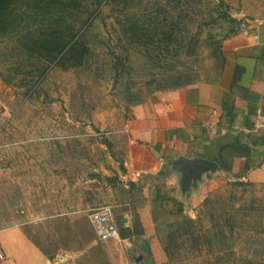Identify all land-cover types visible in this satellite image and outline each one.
<instances>
[{"label":"rangeland","instance_id":"obj_1","mask_svg":"<svg viewBox=\"0 0 264 264\" xmlns=\"http://www.w3.org/2000/svg\"><path fill=\"white\" fill-rule=\"evenodd\" d=\"M64 16V26L88 48L82 64L48 65L18 45V33L0 39V80H9L1 90L0 229L19 227L51 255L79 251L80 264H147L148 258L153 264H264V182L230 180L208 192L219 197L216 213L235 222L223 239L170 229L174 216L161 207L174 210L173 199L151 200L152 236L158 241V224L161 237L174 238L168 256L159 242L161 256L147 255L135 234L118 247L96 238L89 245L95 236L86 217L108 203L119 223L135 224L147 198L118 175L128 102L147 98L175 70L191 68L196 81L215 77L212 41L264 18V0H103L98 6L81 0ZM200 207L191 218L200 213L206 227L210 220Z\"/></svg>","mask_w":264,"mask_h":264},{"label":"crops","instance_id":"obj_2","mask_svg":"<svg viewBox=\"0 0 264 264\" xmlns=\"http://www.w3.org/2000/svg\"><path fill=\"white\" fill-rule=\"evenodd\" d=\"M221 52L222 68L212 79L156 90L126 106L118 175L147 200L136 209L135 224L118 222L122 242L135 234L161 256L152 236L151 200L171 197L193 217L208 192L227 181L244 176L264 182V131H249L256 110L264 115V18L223 38ZM3 88L0 80V107ZM89 238V245L96 240ZM0 252V264H80L79 251L48 254L14 226L0 229Z\"/></svg>","mask_w":264,"mask_h":264},{"label":"trees","instance_id":"obj_3","mask_svg":"<svg viewBox=\"0 0 264 264\" xmlns=\"http://www.w3.org/2000/svg\"><path fill=\"white\" fill-rule=\"evenodd\" d=\"M81 0H0V39L8 36L11 33H18L17 43L20 47L26 48L30 53L37 56L38 59H43L49 65L50 63L58 65L60 67L65 66H75L82 64L88 53V48L85 43L76 39V31H71L67 25L64 26L65 12L72 11L77 5L80 4ZM96 6L100 5L103 0H91ZM220 2L222 0H219ZM221 17L227 18L229 21L236 22L235 18L228 16L227 14L220 13ZM157 23H153L154 28H156ZM66 30V34L63 31ZM237 29H230L224 36L228 37L230 35L236 34ZM170 37V33H169ZM27 40V42H26ZM211 44V43H210ZM212 46H214V59L217 62V69L222 68L223 65V55L221 52V40L212 41ZM210 45V46H211ZM120 64L119 59L114 63V68H116L115 74L118 75V65ZM38 72L42 73L43 67H39ZM186 72H178L175 70V74L167 77L163 84L156 87V90H163L169 88H177L189 83L196 81V74L191 70V68H185ZM114 74V75H115ZM3 83H9V80L4 76L1 77ZM27 94L31 93L30 88L27 90ZM37 95V94H36ZM143 99H136L128 102V104H134L141 102ZM120 169H123L120 165ZM239 183V182H236ZM126 184L130 187L134 186V182L128 180ZM164 197L155 198L152 200L154 204H160ZM219 197L216 195L213 197L205 196L201 201L200 211L203 215L209 218L208 226H203L201 222V214L195 218L184 214L182 204L173 199L175 204L174 210H163L171 213L174 216L172 222L168 224L171 229L182 227L183 232L188 234L190 237L194 238L197 236L198 232L203 230L207 234H211L213 239L220 237V239L226 238L225 232L229 235L233 232L235 222L230 217H222L216 213L215 203L218 201ZM156 205H152L151 215L153 222L157 223V212L155 209ZM246 213V212H245ZM247 216L248 214H243ZM223 220H220L219 218ZM121 226V225H120ZM156 233L160 246L163 252L168 256L169 247L174 241L173 236L168 233L165 238L161 237L158 232V224H156ZM264 232L263 230H261ZM120 237H125V234L120 232ZM195 239V238H194ZM197 239V238H196ZM211 239V238H209ZM207 238L209 244L213 243ZM221 249H228L227 247ZM220 249V250H221ZM258 257H261L258 256ZM219 256L216 257L218 259Z\"/></svg>","mask_w":264,"mask_h":264},{"label":"built area","instance_id":"obj_4","mask_svg":"<svg viewBox=\"0 0 264 264\" xmlns=\"http://www.w3.org/2000/svg\"><path fill=\"white\" fill-rule=\"evenodd\" d=\"M249 131L259 132L264 131V115L256 110ZM241 181H246L244 176L239 178ZM88 222L91 225L95 238L100 242L112 241L113 246L118 245L123 241L119 235V223L113 212L112 205L105 203L96 208H93L86 215ZM123 226V224L121 223ZM0 258L2 253L0 252Z\"/></svg>","mask_w":264,"mask_h":264},{"label":"water","instance_id":"obj_5","mask_svg":"<svg viewBox=\"0 0 264 264\" xmlns=\"http://www.w3.org/2000/svg\"><path fill=\"white\" fill-rule=\"evenodd\" d=\"M140 246H141L142 251L145 252L147 255L151 254L150 247H149L148 242L146 241V239H142L141 240ZM138 259H141V255L137 256V260ZM153 263H154L153 260L151 258H148L147 264H153Z\"/></svg>","mask_w":264,"mask_h":264}]
</instances>
